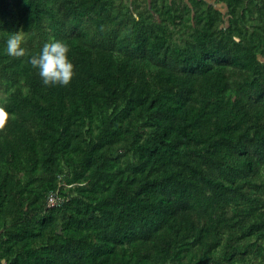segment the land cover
<instances>
[{
	"label": "trees",
	"instance_id": "obj_1",
	"mask_svg": "<svg viewBox=\"0 0 264 264\" xmlns=\"http://www.w3.org/2000/svg\"><path fill=\"white\" fill-rule=\"evenodd\" d=\"M0 107V264H264V0H0Z\"/></svg>",
	"mask_w": 264,
	"mask_h": 264
},
{
	"label": "clouds",
	"instance_id": "obj_2",
	"mask_svg": "<svg viewBox=\"0 0 264 264\" xmlns=\"http://www.w3.org/2000/svg\"><path fill=\"white\" fill-rule=\"evenodd\" d=\"M4 52L13 57L27 55L45 85H69L75 75V65L69 55L70 46L60 39L46 41L39 51L29 55L24 46L23 32H12L5 41ZM7 117V111L0 107V126Z\"/></svg>",
	"mask_w": 264,
	"mask_h": 264
},
{
	"label": "built area",
	"instance_id": "obj_3",
	"mask_svg": "<svg viewBox=\"0 0 264 264\" xmlns=\"http://www.w3.org/2000/svg\"><path fill=\"white\" fill-rule=\"evenodd\" d=\"M54 199H51L50 202H49V205H53L54 204Z\"/></svg>",
	"mask_w": 264,
	"mask_h": 264
},
{
	"label": "water",
	"instance_id": "obj_4",
	"mask_svg": "<svg viewBox=\"0 0 264 264\" xmlns=\"http://www.w3.org/2000/svg\"><path fill=\"white\" fill-rule=\"evenodd\" d=\"M58 234H60V230L58 231Z\"/></svg>",
	"mask_w": 264,
	"mask_h": 264
},
{
	"label": "bare ground",
	"instance_id": "obj_5",
	"mask_svg": "<svg viewBox=\"0 0 264 264\" xmlns=\"http://www.w3.org/2000/svg\"><path fill=\"white\" fill-rule=\"evenodd\" d=\"M134 24V23H133ZM162 48V47H161ZM142 94V93H141Z\"/></svg>",
	"mask_w": 264,
	"mask_h": 264
},
{
	"label": "rangeland",
	"instance_id": "obj_6",
	"mask_svg": "<svg viewBox=\"0 0 264 264\" xmlns=\"http://www.w3.org/2000/svg\"><path fill=\"white\" fill-rule=\"evenodd\" d=\"M50 206V205H49Z\"/></svg>",
	"mask_w": 264,
	"mask_h": 264
}]
</instances>
